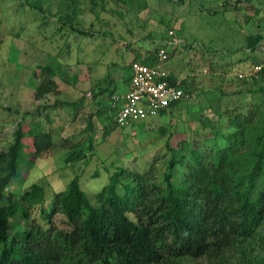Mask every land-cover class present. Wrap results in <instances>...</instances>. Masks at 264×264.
Listing matches in <instances>:
<instances>
[{
	"label": "rangeland",
	"instance_id": "1",
	"mask_svg": "<svg viewBox=\"0 0 264 264\" xmlns=\"http://www.w3.org/2000/svg\"><path fill=\"white\" fill-rule=\"evenodd\" d=\"M234 1L0 0V148L9 147L19 122L39 123L37 128L51 131L56 141L69 139L68 146L87 147L94 134V149L74 163L65 144L33 166L22 162L24 180L12 182L9 189L18 192L41 182L51 198L78 175L95 202L117 166L141 173L154 168L162 176L171 156L168 144L176 147L190 140L207 147L202 132L220 123V115L229 112L226 106L253 107L261 100L259 93L248 90L263 81L247 86L238 74L264 57V44L251 52L247 42L249 35L264 33V0H242L238 8L231 5ZM72 25L88 32L81 34ZM159 44L172 53L164 69L188 81L190 98L171 113L115 125L109 109L112 95L128 87V60L132 53ZM46 65L55 70L57 91L37 99L43 79L39 74L46 75L40 67ZM207 119L211 122L203 121ZM40 210L29 209L30 221L40 219ZM52 222L68 227L61 214ZM24 223L21 214L11 220L13 228ZM206 262L183 258L179 264ZM232 263L237 264L235 258Z\"/></svg>",
	"mask_w": 264,
	"mask_h": 264
},
{
	"label": "trees",
	"instance_id": "2",
	"mask_svg": "<svg viewBox=\"0 0 264 264\" xmlns=\"http://www.w3.org/2000/svg\"><path fill=\"white\" fill-rule=\"evenodd\" d=\"M234 2L238 8L242 0ZM34 6L42 9L40 3ZM61 20L67 24L66 16ZM247 42L255 52L264 44V33L249 35ZM162 46L137 53L132 61L155 65ZM262 62L264 57H257L250 67ZM40 68L46 75L35 72L43 78L37 99L58 87L55 70ZM166 79L191 94L188 81L171 72ZM243 80L247 86L263 81L248 90L259 93L260 102L226 106L229 112L220 115V123L202 132L207 147L190 140L168 144L171 156L162 176L154 168L141 173L117 166L95 202L78 175L51 198L41 182L18 192L9 189L24 180L22 162L33 166L69 140L56 141L51 131L37 128L39 123L19 122L9 147L0 148V264H179L183 258L208 261L198 264H234L233 258L237 264H264V67ZM93 141L94 134L87 147L65 144L72 149L68 160L86 157ZM35 206H41L40 219L30 221L29 209ZM17 214L25 220L22 228L11 224ZM57 214L68 227H56Z\"/></svg>",
	"mask_w": 264,
	"mask_h": 264
},
{
	"label": "built area",
	"instance_id": "3",
	"mask_svg": "<svg viewBox=\"0 0 264 264\" xmlns=\"http://www.w3.org/2000/svg\"><path fill=\"white\" fill-rule=\"evenodd\" d=\"M168 44L172 45L174 42L168 41ZM167 59L168 50L163 45L157 52L155 65L150 66L138 60L130 63L132 72L130 87L124 95L123 102L120 101L122 95L114 94L112 97V106L117 107L114 121L118 126H129L163 112L171 113L174 104L190 98V93L166 79L170 71L164 69L163 62ZM263 67L264 62L258 63L240 72L238 76L242 79H252ZM86 95L92 96V93L88 92Z\"/></svg>",
	"mask_w": 264,
	"mask_h": 264
},
{
	"label": "crops",
	"instance_id": "4",
	"mask_svg": "<svg viewBox=\"0 0 264 264\" xmlns=\"http://www.w3.org/2000/svg\"><path fill=\"white\" fill-rule=\"evenodd\" d=\"M167 41V40H166ZM169 41V40H168ZM168 41L166 42V43H168ZM147 45H148V43H147ZM135 56H136V54H134V53H132V56H131V58L128 60V62H127V66H128V68H129V77L128 78H126V80L128 81V87L125 89V90H123L122 92H120V93H116L115 92V94H119V95H122V98H121V100L120 101H122L123 102V100H124V95L126 94V92L129 90V87H130V81H131V74H132V72H131V69H130V62L135 58ZM101 100V99H100ZM110 109H109V112L112 114V117H113V119H114V115H115V113H116V109H117V107H113L112 106V103H111V105H110Z\"/></svg>",
	"mask_w": 264,
	"mask_h": 264
}]
</instances>
